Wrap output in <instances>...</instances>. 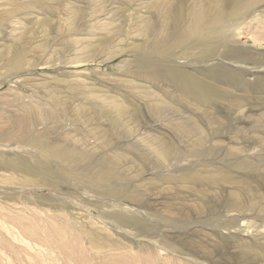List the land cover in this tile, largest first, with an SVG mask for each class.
I'll return each instance as SVG.
<instances>
[{"label": "rangeland", "instance_id": "1", "mask_svg": "<svg viewBox=\"0 0 264 264\" xmlns=\"http://www.w3.org/2000/svg\"><path fill=\"white\" fill-rule=\"evenodd\" d=\"M194 6L0 0V155L31 169L0 170V264H264V92L210 74L219 65L242 84L264 77V2L237 24V52L211 61L202 44L170 49L171 13ZM171 70L223 95L199 104L171 83ZM27 104L60 114L21 132L14 121ZM37 139L92 154L75 171L82 182L32 169ZM104 158L123 178L96 187ZM216 171L230 174L228 184L183 179Z\"/></svg>", "mask_w": 264, "mask_h": 264}, {"label": "bare ground", "instance_id": "2", "mask_svg": "<svg viewBox=\"0 0 264 264\" xmlns=\"http://www.w3.org/2000/svg\"><path fill=\"white\" fill-rule=\"evenodd\" d=\"M225 1L226 0H195V6L188 10L184 7L175 9L171 13L175 31L171 35L173 44H171L170 49H173V47H178L180 45L181 47L183 45L188 47V45L199 46L200 44H202L207 50L205 51L206 53L203 54L207 55L205 57H207L210 61L215 60L216 58H227L232 53L237 52L238 42L237 34L235 31L236 27L239 26L237 24L247 15L249 10H251L255 5L264 2V0H227L228 2L224 4ZM203 39L207 40L201 42ZM217 67H219V65ZM217 67L210 69V74L218 81L227 83L229 86L231 85V87L242 86V88H246L248 90L259 89V91L264 92V77L256 78L255 82L252 85L242 84V79L240 78V76L231 72H228L230 73L228 74L223 71L224 69L220 70ZM180 71L171 70L172 73L170 71H167V76L170 78L171 83H175V85L182 93L191 96L193 100L199 102V104L211 102L223 95L219 87L205 83L198 77L188 74L187 72ZM26 106H28V113L21 116L20 119L17 120V122L14 121V123H17L18 125L17 129L21 132L22 130H24V125L33 123L32 121H34L35 119L43 120L46 119V117H58V115L60 114L56 108L58 107L56 104L53 107L56 108L57 111H54L55 113L51 115L47 112L46 107H44L43 105H38L36 108H29L30 105L28 104ZM118 113L122 115L124 114V110L122 108H119ZM97 115H104L107 117V113L104 110L98 112ZM107 120L111 121L112 123L114 122L113 124L118 123V121L112 120V118H108ZM30 144L31 147L37 150L38 154H40V157L36 155V157H38V160L36 163L31 164V168L39 171L40 174L49 178L54 177L57 173H62V176L65 175L66 178H70L72 181H79L77 175L75 174V171L78 170L79 167L81 168V165L90 157V155H92L81 151L75 146H70L65 143L50 142L49 140L37 139L31 141ZM160 153L166 158H170L174 156L173 153H175V151L174 148L170 146L160 150ZM91 157L96 158L94 156ZM114 166V163L112 164L105 158L100 160L98 162L99 172H97L98 174L93 178L92 185L97 187V185L100 186L105 183L109 184L110 182H115L116 177H120V175H115V173L113 172ZM92 167H94V165ZM54 168L58 169L59 171L56 172ZM237 168L242 170L241 168L245 169L247 167L245 164L241 163L237 165ZM1 169L6 171L24 170L26 172H31V169L25 167L24 164L17 161V158L16 161L12 162L4 161V155H0V170ZM216 172V178H214L215 176L212 175H210V177L207 179L190 177V175H186L183 179L190 183H202L208 186H215L220 184L222 185V183L224 184L231 180L229 173H226L228 174L226 175L218 173V171ZM120 178L123 177L121 176ZM81 179L83 180V177ZM119 182L120 181H118L117 183ZM97 190L99 189L97 188ZM110 193L114 198H119L124 194L123 191L114 189H110ZM127 194L130 196L134 195L131 192H127Z\"/></svg>", "mask_w": 264, "mask_h": 264}]
</instances>
